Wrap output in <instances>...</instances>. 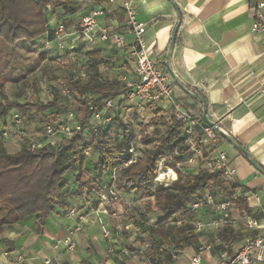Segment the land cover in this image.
<instances>
[{"label": "crops", "instance_id": "obj_1", "mask_svg": "<svg viewBox=\"0 0 264 264\" xmlns=\"http://www.w3.org/2000/svg\"><path fill=\"white\" fill-rule=\"evenodd\" d=\"M264 0H135L134 6L139 13V21L146 25L145 41L152 60L161 70L170 69L185 88H191L204 96L207 103L208 119L219 124L251 156L258 167L242 154L224 136L218 143L203 145L199 148L209 156L217 151L227 155L229 164L237 170L236 181L240 194L245 198V210L236 207L232 212L233 226L238 228V214L241 222L251 216L263 223L261 211L264 209V94L261 88L264 81V34L253 33L254 12L259 2ZM65 7L55 9L50 16L47 36H52L48 49L52 57H60L64 52L76 54L98 52L110 64L118 66V75L134 74L132 55V36L128 33L127 17L118 0L113 4L108 0H60ZM103 11L98 18L99 25L110 31L122 34L127 43L124 49H117L110 43L99 42L89 46L79 34L82 19L93 11ZM53 10L51 9V12ZM68 24L64 38L65 50L57 45L56 30L59 24ZM176 42L172 57L168 54L175 31ZM46 36V37H47ZM108 71V67L106 68ZM175 84V99L187 100L195 104L169 74ZM190 98V99H189ZM192 98V99H191ZM170 104L160 102L155 108L162 110L164 120L172 116ZM134 107L132 111L143 113L144 108ZM199 108H203L198 103ZM133 112V113H134ZM82 114V113H80ZM134 115V114H133ZM2 125V124H1ZM9 125L0 128L7 129ZM33 137H35L33 135ZM41 136H36L35 141ZM15 136L0 138V149L9 154L20 152L21 145L14 142ZM44 140H40L39 143ZM214 150L213 153L211 151ZM260 168V169H259ZM93 184L87 183L77 193L79 185L70 180L69 190L65 192L67 206L56 208L41 225L38 216L23 222L7 225L0 231V264H151L147 263L148 254L153 246L161 245L158 227L139 226L129 220L131 211L139 206L145 213V201L136 198L135 192L119 191L120 199L109 205L94 204ZM257 194L259 206L253 198ZM57 196V194H56ZM62 199V197H61ZM139 199V200H138ZM250 199V200H249ZM148 201V200H146ZM148 202H153L150 200ZM69 209H76V215L68 216ZM242 214V215H241ZM80 216L84 219L80 220ZM157 212L147 216L158 220ZM217 218L212 206H202L195 213V220L204 222L207 228L200 242L217 245L212 236L219 230L209 224ZM143 223V222H142ZM78 224L81 232L76 237L77 248L70 251L66 245L69 233ZM246 228V226L244 225ZM111 231L105 237L104 230ZM246 236L232 247L238 248L248 236L257 230H246ZM233 249V250H234ZM197 251L191 246L172 264H190ZM219 261L217 249L203 256L202 264H216ZM150 262V261H149Z\"/></svg>", "mask_w": 264, "mask_h": 264}, {"label": "trees", "instance_id": "obj_2", "mask_svg": "<svg viewBox=\"0 0 264 264\" xmlns=\"http://www.w3.org/2000/svg\"><path fill=\"white\" fill-rule=\"evenodd\" d=\"M65 5L60 0H0L1 128L9 125L14 113L27 117L33 109L45 115L48 112L64 115L61 121L50 118L48 124L59 126L78 123L82 127L81 132H74L70 138L57 136L54 146L43 139L41 148L33 151V143L24 139L20 152L16 154L0 149V231L7 225L23 222L33 216H38L39 223L44 225L56 208L67 206L63 195L69 190L70 180L79 185L77 193L87 183L93 184L90 192L95 191L94 204H99V193L111 185V174L114 168L119 167V177L125 179V190L135 192L141 200H153L147 203L143 217L155 212L161 214L156 227L162 243L160 246L154 245L147 258L151 264H172L175 261L174 254L180 257L189 247L198 248L204 234L195 233L192 204L204 202L206 194L212 196L213 203L232 198L234 193L239 192L240 186L230 185L221 172L207 168V160L212 157L209 153H203L195 166H188L187 162L193 152L185 145L183 126L174 118L171 109L170 120H164L163 111L155 108L158 103L144 109L155 108L165 130L157 132L154 141L149 139L145 142L147 146L154 143L152 148L140 150L135 142L134 123L129 122L128 126L124 112L121 111L128 102L125 90L118 83V77L111 80L99 68L96 69L105 61L98 52L86 53L92 59L94 72L85 77L72 75L64 85H55L52 100L48 103L21 102L7 96V88L12 85H21L25 92L27 86L23 84L44 63L58 59L50 54L48 44L53 38L47 36V33L50 31V16L55 14V9ZM63 25L67 29L68 24L65 22ZM31 56L35 57L33 61ZM66 90L68 93H65ZM187 90L200 96L202 101L197 98L193 99L195 104H190L188 99L177 101L183 108L191 110L200 122L205 123L203 114L207 107L206 99L194 89ZM89 94L95 98L89 99ZM83 95L86 97L82 98ZM108 98H113L117 104L106 110L104 100ZM68 101L78 102L77 110H69ZM91 102H94V111L88 110ZM198 103L203 108H199ZM82 110H85L83 116L80 114ZM70 112L74 113V118L69 121ZM95 112H103L104 117H112L109 124H100L97 132L94 131L96 124L93 122ZM133 114L140 116L137 112ZM132 146L138 150L139 160L124 166L132 160L129 153ZM161 162H164L165 170L172 169L177 174V179L168 186L156 181ZM234 205L251 215L241 194ZM239 228L228 224L220 229L212 236L218 242L212 245L213 250L217 249L219 255L225 249L233 251L232 246L242 241L247 234V228Z\"/></svg>", "mask_w": 264, "mask_h": 264}, {"label": "built area", "instance_id": "obj_3", "mask_svg": "<svg viewBox=\"0 0 264 264\" xmlns=\"http://www.w3.org/2000/svg\"><path fill=\"white\" fill-rule=\"evenodd\" d=\"M118 0H108V3L113 4ZM122 7L127 17L128 33L132 36V55L134 57V74L133 77L129 76V73H122L118 76L117 81L121 84L125 90V98L127 100H136L137 108H144L148 105L157 104L160 102H168L170 104L174 118L179 121L183 126V132L185 136V145L193 152V156L188 160V166H195L197 159L202 157L203 152L199 148V143L203 145L215 146L221 133L228 135L219 124L216 127L207 125L200 122L193 114L191 110L183 108L181 103L175 99V84L170 80L169 74L157 67L156 63L152 60L146 41V25L139 21L138 10L134 6L135 0H120ZM104 12L93 11L86 15L81 23L79 34L86 41L89 46H95L99 42L110 43L117 49H124L127 47L125 37L114 31H110L108 28L99 25L98 18L102 17ZM253 33L264 34V1L258 3L254 12V24L252 26ZM66 36V29L63 24H59L56 30L57 45L60 50H65L64 38ZM85 77V75H84ZM68 93V90L65 91ZM261 93L264 94V81L261 88ZM83 95L82 98H85ZM89 99H94L92 94L87 95ZM117 101L113 98L104 100V108L109 110L114 108ZM128 106V102L125 104ZM89 111H94V102L89 103ZM74 118V113L68 114V120ZM112 121V117H104L103 112H95L93 116V122L96 126L94 131L97 132L100 124L106 125ZM24 117L16 112L10 119L9 127L3 131H0V138H7L9 136H25ZM82 127L80 124L70 125L62 124L56 126L49 124L45 128L43 139L46 143L54 146L55 138L57 136H65L70 138L74 132H81ZM42 144H32L31 150L35 151L41 148ZM129 153L132 155V160L126 163L124 166L135 164L138 162L140 154L138 150L132 146L129 149ZM89 153H87L88 155ZM206 166L212 171H219L222 173L224 180L232 186L238 187L239 184L236 181L237 170L232 168L229 164L228 157L225 153L217 151L215 156H212L207 160ZM167 175V179L165 178ZM112 183L105 190L101 191L98 195V202L100 205H109L117 202L120 198L115 182L119 178V167L114 168L111 174ZM177 179V174L172 169L165 170L164 162L159 164L158 176L156 181L168 186L171 182ZM240 197L239 192L234 193L232 198L222 200L217 203H213L212 196L206 194L204 202H194L191 206L192 216L194 221L192 225L196 234H202L208 225L204 222L195 220V213L202 206L211 205L217 218L210 224V228L220 230L228 224H233L232 212L235 208L234 202ZM249 198H253L255 202L261 206L260 198L257 194H253ZM250 200V199H249ZM76 209H69L67 215H76ZM263 223L258 218L247 217L244 220V225L248 230H257L258 233L254 236L248 237L244 242L233 251L225 249L219 255V261L216 264H264V209L261 211ZM80 220L84 217L80 216ZM81 225L78 224L73 230L70 231L69 237L66 239V245L70 251H75L77 243L75 240L76 235L81 232ZM105 237L111 236V231L104 230ZM213 246L210 243L200 242L196 253L190 260V264H202L203 256L206 253H212ZM174 260H177L178 255H173ZM147 263H150L147 261ZM46 264H51V261H46Z\"/></svg>", "mask_w": 264, "mask_h": 264}, {"label": "rangeland", "instance_id": "obj_4", "mask_svg": "<svg viewBox=\"0 0 264 264\" xmlns=\"http://www.w3.org/2000/svg\"><path fill=\"white\" fill-rule=\"evenodd\" d=\"M63 55V56H62ZM60 57H57V60L50 61L44 63L28 80L23 84L26 91H22V86L20 85H12L7 88V96L11 100H19L21 102H36L41 101L44 103H48L52 100L53 92H55V85L62 86L64 85L72 75L76 76H86L91 75L94 72L92 59L86 55L85 51H77L76 54H71L70 52L62 53ZM33 61L35 57H30ZM108 67V71L106 68ZM104 74L105 77L110 78L111 80H115L118 77V66L116 64H110L106 60L100 66L96 67ZM34 85V87H33ZM130 105L136 106V100H129L128 106L124 105L121 108V111L124 112L125 122H127L129 126V122H133L134 130H135V142L138 145L140 150H147V148H152L154 143L150 146H147L145 142L147 140L154 141L156 139L157 132H163L165 130L162 123L159 121L160 117L158 113H156L155 108L145 109L143 113H140V116L133 115L132 111L134 107H129ZM67 106L69 110H77L79 107L78 102H67ZM170 108V106H169ZM118 110H120L118 108ZM85 110H82L81 116L84 115ZM50 118H57L58 121H61L64 118V115L52 114V112H48L45 115L42 112H38L37 110H31L29 116L24 117V128L25 136H16L14 142L16 145L19 144L22 146L23 140L27 139L33 144L39 143L40 140H43L44 131L47 125H49L48 121ZM27 123V126H26ZM2 125L0 124V128ZM36 136H41L40 139L35 141ZM167 179V175H165ZM125 183V179H121L120 177L115 182V186L119 191L125 190L123 184ZM127 191V190H125ZM132 192V191H131ZM137 198V195L135 193ZM120 199V198H119ZM139 200V199H138ZM141 204L147 206L148 201H140ZM235 209H237L235 207ZM135 212L131 211L129 214V220H133V224L137 227L139 226H156L157 220L155 217L148 219L147 216L143 217L142 210L140 211L139 206L135 207ZM159 214L158 218L161 217ZM238 214L237 226L244 229V224L241 222V216ZM242 215V214H241ZM143 222V223H142ZM239 228V229H240ZM243 232V231H242ZM162 253V252H161Z\"/></svg>", "mask_w": 264, "mask_h": 264}, {"label": "water", "instance_id": "obj_5", "mask_svg": "<svg viewBox=\"0 0 264 264\" xmlns=\"http://www.w3.org/2000/svg\"><path fill=\"white\" fill-rule=\"evenodd\" d=\"M177 31L178 29L175 31L174 33V36H173V39H172V42H171V46H170V50H169V54H168V60L170 61L171 57H172V53H173V50H174V46H175V42H176V36H177ZM168 72L169 74L173 77V79L175 80V82L190 96V97H193V98H197L199 100L202 101L201 97L194 94V93H191L187 90V88H185L179 81V79L177 78V76L174 74V72L170 69L169 67V64H168ZM208 110H207V107H205L204 109V114H203V119H204V122L209 125V126H212V127H216V124L212 123L209 119H208ZM222 136H224L230 143H232L239 151L243 152L246 157L253 163V165H255L256 167L257 164L254 163V161L252 160L250 154L241 146L239 145L231 136L229 135H225L223 133H221Z\"/></svg>", "mask_w": 264, "mask_h": 264}]
</instances>
